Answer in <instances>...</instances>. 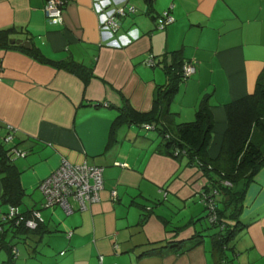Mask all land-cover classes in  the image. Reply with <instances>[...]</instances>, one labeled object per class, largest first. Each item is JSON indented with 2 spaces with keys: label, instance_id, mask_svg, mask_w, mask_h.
<instances>
[{
  "label": "crops",
  "instance_id": "0c3cea01",
  "mask_svg": "<svg viewBox=\"0 0 264 264\" xmlns=\"http://www.w3.org/2000/svg\"><path fill=\"white\" fill-rule=\"evenodd\" d=\"M97 2L63 0L62 21L51 22L47 0H0V29L17 27L15 40L75 69L0 48L1 137L12 126L14 140L6 147L27 153L13 155L25 190L19 210L40 211L56 230L42 255L30 252L22 260L20 253L12 264H217L212 238L210 247L204 237L184 253L166 243L193 240L199 230L193 212L185 227L174 214L195 192L202 200L206 179L186 158L163 155L159 146L127 134L157 131L135 124L122 125L114 135L111 130L125 99L149 111L156 88L167 83L165 70L146 61L181 49L196 72L171 104L174 123L194 120L202 96L211 93L215 127L209 154L215 158L228 127L225 105L253 93L264 69V0H153L152 9L148 0H110V9L135 11L105 36ZM137 6L144 7L143 15ZM169 9L174 22L159 29L157 16ZM62 159L103 168L100 200L66 216H44L39 184ZM2 192L0 176V197ZM3 209L8 206H0V215ZM241 218L247 226L233 240L229 264H264V166L248 186ZM10 258L0 244V264H10Z\"/></svg>",
  "mask_w": 264,
  "mask_h": 264
},
{
  "label": "trees",
  "instance_id": "16d2710c",
  "mask_svg": "<svg viewBox=\"0 0 264 264\" xmlns=\"http://www.w3.org/2000/svg\"><path fill=\"white\" fill-rule=\"evenodd\" d=\"M148 3L152 9L153 0H148ZM14 33H19V29L15 26L0 29V48L19 49L41 63L75 71L68 62L48 59L33 44L30 48H26L22 42L15 40ZM184 63L181 49L171 52L170 58L165 55L159 59L157 64L165 70L167 83L156 88L151 110H138L125 99L118 107L119 113L113 122L111 133L114 135V131L122 125L135 124L143 128L146 124L152 125V129H145L157 131L165 141L164 146H159L157 151L177 160L186 158L187 165L197 170L200 177L206 179L203 192L213 201L212 209L203 199L202 201L209 212L212 225L219 229L218 232L210 235L213 239V250L218 257L217 264H229L230 260H226L229 244L237 233L247 226L241 218L246 191L254 176L264 166V69L258 77L253 93L225 105L228 127L218 155L211 158L209 147L215 127L212 94L206 93L202 96L192 121L174 123V113L170 110L180 85L187 80L182 74ZM193 64L196 67V63ZM13 155L0 136V176L3 185L0 206H15L20 209L25 190L21 184V170L16 165ZM31 211H20L21 215L25 216V220L20 223H17V217L2 223L0 244L10 252V264L15 258L13 248L16 245L12 243L13 238H19L25 245H29L30 252L37 254L39 250L33 244L41 241L45 234L52 232L46 227L44 219L35 229L29 228L26 225V218L31 217ZM2 213L6 214L7 210L3 209ZM213 216L216 217L215 220H212ZM144 218H147L146 214ZM180 229L173 230L178 232ZM205 236L201 230H198L193 240L166 243L172 248H179L181 253H184L201 243Z\"/></svg>",
  "mask_w": 264,
  "mask_h": 264
},
{
  "label": "built area",
  "instance_id": "2783aa9c",
  "mask_svg": "<svg viewBox=\"0 0 264 264\" xmlns=\"http://www.w3.org/2000/svg\"><path fill=\"white\" fill-rule=\"evenodd\" d=\"M63 0H47L45 12L51 22L62 21V5ZM110 0H98L95 4V9L99 15V24L103 36L117 32L120 27V19L128 12H134V7L126 10L125 6L117 8H109ZM174 22V17L170 9L159 14L157 17V27L164 29ZM133 36H137L133 34ZM146 63L150 66L157 65L156 59L150 57ZM183 77L188 79L195 71L196 67L192 61H186L182 70ZM152 125H145V128L152 129ZM3 126L0 125V136ZM7 132L2 138V141L7 144H12L14 140L13 127L7 126ZM13 154L18 156H25L26 152L20 150L17 146H9ZM103 168L96 165L88 164L87 162L75 164L62 159L60 165L54 169L47 177H45L39 184V188L44 196V208L60 206L66 212L71 214L76 210H85L92 203L100 200V192L103 189ZM118 196L117 190L111 191L112 200H116ZM202 199L212 209L211 199L205 192H202ZM18 218L17 223L25 220V216L21 215L19 209L15 206H9L7 213L0 215V232L3 231L2 223ZM213 216L212 220H215ZM40 222H43L41 213L38 210L31 211V217L26 218V225L35 229ZM15 257L20 255L16 246L13 248Z\"/></svg>",
  "mask_w": 264,
  "mask_h": 264
},
{
  "label": "rangeland",
  "instance_id": "374dc122",
  "mask_svg": "<svg viewBox=\"0 0 264 264\" xmlns=\"http://www.w3.org/2000/svg\"><path fill=\"white\" fill-rule=\"evenodd\" d=\"M138 7V11L136 13L139 14V16L144 14V7L143 6H137ZM134 13V14H136ZM129 14V13H127ZM127 17V15L125 17H123L122 19H120L123 23V21L125 22V18ZM128 19V18H127ZM126 19V20H127ZM123 20V21H122ZM183 84H185V82H183ZM134 133V134H133ZM128 132V136H131L134 140H142L144 142H152L151 144L154 145V147L157 146H164V139L163 137L158 133V132H150V131H144L142 128L137 129L136 132ZM119 134V133H118ZM117 140L118 136L116 137ZM156 190H158L156 188ZM193 199L192 202H190L188 205H184V202L181 204V206H176V210L175 211V219L177 218V220H179V222L182 223V225L188 226L191 222L190 220L192 219L190 216V213L193 212V220L194 225L196 224L197 228L199 230H201L206 236H205V241L207 246L210 247V240H211V236L212 234L216 233L219 231L218 227H214L210 221L209 218V212L206 209V207L204 206V204L202 203L201 200V194L199 192H195L192 197ZM155 202V201H154ZM164 202V200L162 201V203ZM23 208V205L22 207ZM42 210V214L45 216L48 213H55V214H64L65 215V211L63 210L62 207H51V208H41ZM66 216V215H65ZM46 227L48 229H51L52 232L51 233H47L44 235V237L42 238L41 241L36 242V244H33V246H36V248L39 250L38 254L42 255L43 252L45 250L48 249V245L50 243V237L52 236V234L54 232H56V230H54L52 224H50L49 222L46 223ZM176 228V227H175ZM12 243H14L17 247H19V251H21L20 253H22L21 255V259L23 260V257H28L30 254V247L29 245H25L23 243V241H21L19 238H13L12 239ZM232 244L233 241L229 244V249L226 253V260L229 261V254L232 253Z\"/></svg>",
  "mask_w": 264,
  "mask_h": 264
},
{
  "label": "water",
  "instance_id": "95a60500",
  "mask_svg": "<svg viewBox=\"0 0 264 264\" xmlns=\"http://www.w3.org/2000/svg\"><path fill=\"white\" fill-rule=\"evenodd\" d=\"M16 42V41H15ZM14 42V43H15ZM19 42V41H18ZM23 46H25L26 48H30L31 47V43L30 42H22Z\"/></svg>",
  "mask_w": 264,
  "mask_h": 264
}]
</instances>
